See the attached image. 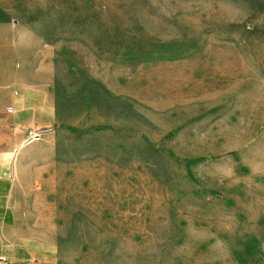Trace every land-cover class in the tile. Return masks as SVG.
Wrapping results in <instances>:
<instances>
[{"label": "rangeland", "instance_id": "obj_1", "mask_svg": "<svg viewBox=\"0 0 264 264\" xmlns=\"http://www.w3.org/2000/svg\"><path fill=\"white\" fill-rule=\"evenodd\" d=\"M0 84L50 264H264V0H0Z\"/></svg>", "mask_w": 264, "mask_h": 264}, {"label": "crops", "instance_id": "obj_2", "mask_svg": "<svg viewBox=\"0 0 264 264\" xmlns=\"http://www.w3.org/2000/svg\"><path fill=\"white\" fill-rule=\"evenodd\" d=\"M1 88L0 84V93ZM2 104L0 101V106ZM21 114L22 109L17 108L13 121L15 132L20 140L23 131ZM16 145L13 147L0 146V264H50L54 260L53 240L44 241L35 235L31 238L23 236L25 231H37L38 229H34V226L24 229L21 222L22 216L18 209L16 196L19 184L16 177V171L19 169Z\"/></svg>", "mask_w": 264, "mask_h": 264}, {"label": "built area", "instance_id": "obj_3", "mask_svg": "<svg viewBox=\"0 0 264 264\" xmlns=\"http://www.w3.org/2000/svg\"><path fill=\"white\" fill-rule=\"evenodd\" d=\"M28 264V263H27Z\"/></svg>", "mask_w": 264, "mask_h": 264}]
</instances>
